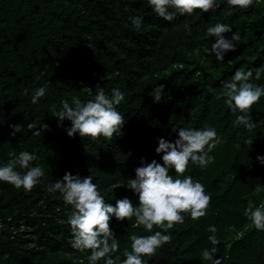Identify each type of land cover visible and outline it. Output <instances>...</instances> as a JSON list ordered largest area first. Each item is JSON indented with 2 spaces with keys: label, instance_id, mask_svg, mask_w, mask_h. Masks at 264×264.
Listing matches in <instances>:
<instances>
[{
  "label": "trees",
  "instance_id": "16d2710c",
  "mask_svg": "<svg viewBox=\"0 0 264 264\" xmlns=\"http://www.w3.org/2000/svg\"><path fill=\"white\" fill-rule=\"evenodd\" d=\"M226 5L232 6L227 0H223L217 9L208 12L196 9L194 12L199 14V20L210 17L212 25L220 21ZM234 7L241 9L239 5ZM242 11L246 15L249 14L248 9ZM254 12L256 17L251 19L248 27L247 47L224 71H209L198 60L190 58L183 52L170 37H166L165 45L171 53L167 71L157 74L147 84L145 90L135 91L129 95L126 89L136 87L134 75L138 73L136 61H140V57L129 63L116 57L112 48H105L109 53L107 59L104 54H97V49L91 56L96 65H101L110 72L117 71L116 68L123 72L122 90L125 91V100L117 107L124 113L126 120L122 130L113 137L92 138L82 137L79 133L68 135L67 128L71 125V121L65 118L61 123L51 114V105H59L62 99L71 101V97L75 94L69 89H83L90 86L94 93L99 88L110 93L114 84L105 79H96L82 67L74 68L68 59L56 56L51 47L59 44L76 49V39L89 28V23L94 21V25L101 26L103 21L95 12H91L89 16L91 21L82 23L74 10L54 0H0V49L5 52L0 60V99L4 100L0 106V161L7 162L9 151L19 152L27 149L34 138L33 130L27 128L29 122L35 123L37 105L31 102L32 81L29 74L36 71L35 81L38 87L50 81L47 94L40 99L43 107L39 125L46 123L48 128L38 136V144L34 150L39 156L38 162L45 168L46 175L41 178L43 182L35 185L31 191H25L22 187L18 189L6 181H0V187L10 194L11 199L17 200L20 197L32 196L41 184L46 187L49 182L62 178L66 171L77 174L78 170L73 168V162L81 161L90 171L96 172L121 165L123 167L132 165L130 169L134 176L136 167L141 164V157L146 158L147 162L157 159L163 163V153L155 151L158 138L163 136L169 139V131L172 128L202 127L208 101L211 98L210 82L220 84L230 78L236 68L244 67L247 70L253 67L254 75L259 72V76L261 75L263 79L261 84H264V0H260ZM176 15L184 14L177 12ZM235 18V14L225 17V23L232 25L233 32L235 26L237 27ZM68 28L71 29V34L68 33ZM126 51H129V55L132 54L131 49L126 48ZM157 51H161V48L152 52L153 55ZM110 61L113 63L111 64ZM197 73L198 76L190 80ZM177 80L180 89L183 90L181 100L151 110L150 93L159 85H164V91ZM25 88L28 89L27 93L24 91ZM195 105L197 108L193 120L185 124L184 116H188ZM230 113L231 109L226 105L224 111L226 123L230 121ZM251 116L254 121H264V96L252 106ZM14 124L22 125L21 132H16L15 135L12 134ZM239 128L245 130L243 125H239ZM173 135H178V129L173 131ZM66 143H75L84 155L79 153L78 156H73L68 152ZM198 170L199 164L191 162L185 175H191L195 179ZM171 171L174 173V169ZM78 173L83 175L84 168H80ZM104 182L105 178L97 183L100 185L101 194L109 203L115 204L117 199L127 196L125 189L119 190L118 193L114 190L105 192ZM132 192V197H128L133 202L137 201L138 194L133 190ZM54 194L61 196L59 192ZM261 200H264V194L256 203L259 204ZM248 222L251 220L245 217L234 228L217 227L219 244L216 255L223 258L221 264H264V231L255 228L253 224L243 231ZM133 224L112 219L111 227L120 241V248L113 253L114 257L126 258L124 231H128ZM155 230L171 232L172 239L151 257H146L149 259V264H207L201 255L202 250L211 244L208 240L211 233L207 226L190 221L184 227L166 230L158 228L153 231ZM2 249L9 253L13 264H72L56 259L33 260L12 244L0 240V256ZM90 252L91 249L82 252L80 258L82 263L89 264L87 257ZM98 263L104 264V259L101 258ZM0 264H3L1 259Z\"/></svg>",
  "mask_w": 264,
  "mask_h": 264
},
{
  "label": "rangeland",
  "instance_id": "374dc122",
  "mask_svg": "<svg viewBox=\"0 0 264 264\" xmlns=\"http://www.w3.org/2000/svg\"><path fill=\"white\" fill-rule=\"evenodd\" d=\"M54 1L74 10L82 23L91 21L89 17L91 12H95L103 22L101 26H98L96 23L94 25V21H91L89 28L76 39V49L55 44L51 47L52 52L58 57L68 59L74 68L82 67L96 79H105L120 89L124 86L122 70L116 68L117 71L110 72L109 69L96 65L94 58L91 57L92 53L98 49L96 53L104 54L105 58L108 59L109 53L106 52L105 48H112L116 57L129 63L140 57V61H136L138 73L134 75L136 87L134 89L127 87L128 95L135 91L145 90L147 84L157 74L167 71L171 53L165 45L166 37H170L183 52L190 58L198 60L209 71H224L247 47L248 27L251 19L256 17L254 11L260 2V0H256L248 7L240 6L241 9L234 7V5L224 7L219 22L225 23L226 16L235 14L237 27L235 26L234 32L239 33L241 39L237 42L238 48L229 51L225 61L222 62L217 61L214 54L202 59V56H198L194 51L198 46L207 44L210 47L212 41L214 42L215 38L207 33V27L211 25L210 17L206 20H199V14L193 12L182 16L176 15L172 21H168L152 10L148 0ZM242 9H248L249 14H244ZM137 14L145 17L144 25L140 29H136L129 19L130 15ZM186 24L191 26V33L185 28ZM68 33L71 34L70 28H68ZM225 35L231 36L232 34L226 33ZM104 41L106 43H103ZM126 48L131 49L132 54L129 55ZM159 48L161 51H157L153 55L152 52ZM4 54L5 52L0 49V60ZM110 62L113 63V61ZM198 74L190 80L195 79ZM29 75L32 81L31 90L33 94V91L38 88L35 81L36 71L34 70ZM253 78L255 79V75ZM262 80L260 75L256 82L261 84ZM209 89L211 98L208 101L202 127H215L218 134L222 136V141L213 149L215 160L205 167L199 165L195 179L203 182L206 192L211 194V200L206 215L194 219L185 212L184 222L176 223L173 228L184 227L190 221L200 222L207 227L210 224H215L217 227L239 224L246 217L244 209L247 207L248 201L254 200L256 202L264 194V164L257 159L258 155L264 154V121H256V127L252 130L246 128L241 130L239 124L236 123L239 113L231 111L230 121L226 123L224 111L227 104L225 99L219 95L223 90V82L220 84L210 82ZM81 90L69 89L75 95L89 97L87 93ZM182 92L179 80L172 82L163 91V99L160 102L155 101L151 92V110L180 101ZM3 103L4 100L0 99V106ZM42 107V103L39 101L36 105L35 124L37 126L40 124ZM196 108L195 105L190 114L184 116L185 124L193 120ZM247 138H253V143L250 146L243 144ZM175 139L176 136L173 135L172 128L169 131V140ZM37 144L38 136H34L27 150H36ZM238 145L241 146L238 147ZM66 147L73 156H78L79 153L84 155L75 143H66ZM130 166L132 165L126 167L121 165L108 168L106 171L96 172L90 171L81 161L73 162V168L78 170L77 173L80 168H84L85 173L82 176L92 175L94 182H99L105 178L103 183V186L106 187L105 192L114 190L115 193H118L119 190L125 189L127 190L126 195L132 197V190L123 185L127 183L128 178H135ZM133 203L138 204L139 199ZM71 208L72 206L67 204L62 196L48 192L43 184L33 192L32 196L20 197L17 200L11 199L10 194L0 187V240L12 244L33 260L56 259L72 264H85L80 259L85 250L82 251L72 246L71 225L67 219ZM123 221L134 223L128 231H124L123 236L124 247L130 250L132 243L130 235L132 233L147 235L149 230L143 225L136 224L135 217L131 220L125 218ZM251 226L252 223L248 222L243 231ZM158 228L159 226H154L153 230ZM0 259L3 264H13L6 250L2 249Z\"/></svg>",
  "mask_w": 264,
  "mask_h": 264
},
{
  "label": "clouds",
  "instance_id": "9594fccd",
  "mask_svg": "<svg viewBox=\"0 0 264 264\" xmlns=\"http://www.w3.org/2000/svg\"><path fill=\"white\" fill-rule=\"evenodd\" d=\"M152 10L165 20L172 21L176 13L190 14L196 9L204 12L220 7L223 0H148ZM228 4L248 7L255 0H227ZM132 25L136 29L143 27L145 17L143 15H130ZM185 28L191 33L190 25ZM232 25L217 22L207 27L209 36L214 37L211 46L207 44L198 46L194 51L202 59L214 54L217 61H225L229 51L238 48L241 39L239 33L232 31ZM232 33L231 36L225 35ZM203 53V55H202ZM254 68L238 67L234 73L223 81V90L219 93L225 99V103L233 113H239L236 123L252 130L256 127V121L251 116L252 106L264 96V84L257 83L259 72ZM50 83V81L48 82ZM48 83L39 86L31 95L32 104H38L40 99L48 92ZM164 85L157 86L152 95L156 102L163 99ZM25 93L28 89H24ZM81 91L88 94L87 99L74 95L69 99H62L60 104L51 105V114L62 123L65 118L71 121L67 128L68 135L79 133L82 137L111 138L120 132L126 117L117 105L125 100V91L114 87L111 92L103 88L93 91L90 86ZM15 135L21 132L22 125H12ZM27 128L33 130L32 135L41 136L43 130L48 128L46 123L37 126L29 122ZM178 135L175 140H169L161 136L158 138V146L155 151L163 153L162 161L152 159L147 162L141 157V164L135 169V178H128L126 185L138 194L139 203L134 204L131 198L125 196L116 200L115 204L109 203L101 194L100 185L94 182L92 175L82 176L66 171L62 178L55 179L46 185L50 193L59 192L63 200L72 206L67 217L71 225L72 246L79 250L91 249L87 259L89 264H98L101 258L104 264H149V259L172 239L171 232L155 230L171 229L176 223H183L184 213L187 212L192 218L198 219L207 214L211 200V194L206 192L205 185L199 179L191 175H185L189 162L205 167L215 160L213 149L222 141V136L213 126L206 127H178L173 128ZM253 138H247L243 144L250 146ZM241 145H238V147ZM7 162L0 161V181H6L16 188L31 191L37 184L42 183V177L46 175L45 168L39 163V156L35 151L27 149L19 152L12 150L8 153ZM257 159L264 164V154L258 155ZM36 162V163H34ZM23 169V171H21ZM174 169V173L171 171ZM120 185V184H118ZM117 185V186H118ZM244 215L248 217L255 228L264 231V200L257 204L249 200L244 209ZM116 219L123 221L135 217V223L143 225L149 234L130 235L131 248L124 250L126 258L113 256L120 248V241L116 236L111 221ZM234 228L235 225H230ZM211 235L208 240L210 246L202 250V257L207 264H221L222 257H218L217 245L219 238L216 233L218 228L215 224L208 226Z\"/></svg>",
  "mask_w": 264,
  "mask_h": 264
}]
</instances>
